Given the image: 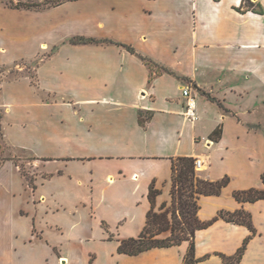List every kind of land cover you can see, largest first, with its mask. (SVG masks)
Wrapping results in <instances>:
<instances>
[{
    "label": "crops",
    "instance_id": "crops-1",
    "mask_svg": "<svg viewBox=\"0 0 264 264\" xmlns=\"http://www.w3.org/2000/svg\"><path fill=\"white\" fill-rule=\"evenodd\" d=\"M19 63H36L34 76H13ZM184 88L195 122L183 116ZM0 115L34 176L31 186L0 148V264H185L190 242L118 252L144 230L152 184L171 200L180 157L201 159L202 179H230L201 196V221L244 211L255 230L223 219L198 230L197 264H224L248 238L239 264H264V200L234 197L264 189V0H79L40 12L0 2ZM58 176L76 181L74 205L59 207L69 226L38 210L52 208L45 186Z\"/></svg>",
    "mask_w": 264,
    "mask_h": 264
},
{
    "label": "trees",
    "instance_id": "trees-1",
    "mask_svg": "<svg viewBox=\"0 0 264 264\" xmlns=\"http://www.w3.org/2000/svg\"><path fill=\"white\" fill-rule=\"evenodd\" d=\"M79 0H4V4L13 10L26 11H45L51 8L61 6L67 2ZM250 3V0H245ZM72 44H112L110 40H95L76 37L71 39ZM128 50L135 54L132 47H127ZM145 60V59H144ZM148 64L150 61H146ZM205 94V93H204ZM211 101L216 102V99L205 94ZM143 118V113H139L140 125L145 126V123L150 120ZM222 133V128H217L211 138L217 140ZM0 134L3 136L1 129ZM195 159L189 157H180L173 160L172 178H171V205L164 203L159 211L156 210L157 197L161 191L155 188V185L150 186L148 200L151 204V209L147 214V222L144 230L138 238H130L120 241L118 252L126 255H139L143 252L154 248H168L179 246L184 242H190V248L185 256V264H197L195 259V235L198 230L210 227L214 222L223 219L227 222L241 224L247 226L253 234L255 230L252 225L251 216L244 211L235 213L221 211L218 216L210 221L203 222L198 217L199 205L198 201L201 196H219L222 190L228 186L230 179L224 178L221 181L211 182L199 177L198 171L195 168ZM23 176L31 186L34 185V176H29L22 171ZM264 183V174L262 175ZM234 197L239 202H257L264 200V189H250L246 191L234 192ZM169 234L167 237L161 238L162 235ZM249 238L245 240L242 248L235 256L225 257L224 264H239L246 250Z\"/></svg>",
    "mask_w": 264,
    "mask_h": 264
},
{
    "label": "rangeland",
    "instance_id": "rangeland-1",
    "mask_svg": "<svg viewBox=\"0 0 264 264\" xmlns=\"http://www.w3.org/2000/svg\"><path fill=\"white\" fill-rule=\"evenodd\" d=\"M0 2L4 4V0H0ZM35 66H36V63L29 64V65L26 63H19L18 66L14 67L12 70V73L14 74L13 76H20V74L23 73L21 72L23 70L19 69L20 67H26L25 70H27L31 74V76H34ZM0 148L2 149L1 159H4L6 157V158H11L15 160L16 163L21 167V171H24L29 176L32 175L31 170L28 169L26 166L28 163V160H30L29 155L26 152L18 151V150H14L10 148L6 144L1 134H0ZM75 184H76L75 180L70 181L65 176H60V177L58 176L54 178L52 181H49L48 183H46L45 190L49 192L48 193V200H49L48 203L50 204L52 208L48 209L47 204H46V205H43V207L40 206V208L38 209L40 212L39 214H41V216H45L46 221H49V222L56 221V222H62L63 224H68V226L71 225L72 214H70L69 210L65 212L63 208L59 209V207L61 205H66V207L67 206L69 207V205L70 206L74 205L72 203H74L77 199V196H76L77 192L75 191L77 188L75 187ZM57 187L60 188V191H57L55 193L56 191L55 189H58ZM158 198L162 199L161 206L164 203H167L169 206L171 205V200L169 199V196H166V195L164 196V193L162 191L160 195L157 197V199ZM55 206H58V207H55ZM46 212H50V213H46Z\"/></svg>",
    "mask_w": 264,
    "mask_h": 264
},
{
    "label": "built area",
    "instance_id": "built-area-1",
    "mask_svg": "<svg viewBox=\"0 0 264 264\" xmlns=\"http://www.w3.org/2000/svg\"><path fill=\"white\" fill-rule=\"evenodd\" d=\"M182 96L185 99V107L183 116L186 120L190 122H195L198 120L197 115V104L196 99L192 94L191 88H184L182 90ZM203 167V161L201 159H196L195 168L197 171L201 170Z\"/></svg>",
    "mask_w": 264,
    "mask_h": 264
}]
</instances>
